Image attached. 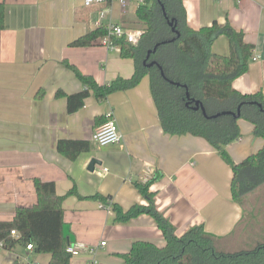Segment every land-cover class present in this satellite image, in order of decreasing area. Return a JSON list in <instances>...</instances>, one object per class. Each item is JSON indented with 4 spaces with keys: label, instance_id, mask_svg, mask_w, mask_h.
<instances>
[{
    "label": "crops",
    "instance_id": "obj_1",
    "mask_svg": "<svg viewBox=\"0 0 264 264\" xmlns=\"http://www.w3.org/2000/svg\"><path fill=\"white\" fill-rule=\"evenodd\" d=\"M1 2L5 4V29L0 31V221H10L18 207L37 203L35 179L54 182L57 194L66 196L64 221L80 249L71 264H91L93 259L96 264H125L121 255L128 254L136 241L159 248L166 245L151 216L121 223L115 221L113 211L114 203L125 211L135 204L147 206L137 184L154 181L150 192L155 205L175 226L178 237L193 226L204 225L207 232L231 240L232 248L227 251L248 243L238 233L244 211L232 198L231 168L204 139L163 131L148 77L104 102L91 93L74 114L68 113L67 98L57 97L58 90L70 95L84 89L65 61L99 84L133 76L134 62L120 53H98L101 45H69L99 28L98 21L128 29H133L129 26L133 21L136 28L138 4L133 1L123 9L116 1L91 7L84 0ZM184 5L193 29L217 22L244 32L245 41L255 46L258 60H251L249 71L233 87L245 94L264 95V0H189ZM103 10L106 15L100 19ZM212 50L228 55V39L221 36ZM109 114L117 122L122 140L118 145L98 147L92 135ZM239 124L243 137L227 147L236 163L264 146L262 139L253 136L252 124L244 120ZM60 140H87L91 150L71 161L58 152ZM93 159L98 163L90 171ZM71 191L76 194L67 196ZM95 195L111 199L102 203ZM102 242L106 245L101 246ZM50 261V254H37L24 246L0 248V264Z\"/></svg>",
    "mask_w": 264,
    "mask_h": 264
},
{
    "label": "trees",
    "instance_id": "obj_2",
    "mask_svg": "<svg viewBox=\"0 0 264 264\" xmlns=\"http://www.w3.org/2000/svg\"><path fill=\"white\" fill-rule=\"evenodd\" d=\"M134 23L142 31L137 44L124 39L113 40L121 47V57L134 62L131 78L118 77L99 84L92 75L65 61L63 64L75 73L84 89L70 95L58 90L57 97H66L68 113L74 114L85 106L91 93L99 102H104L114 93L135 88L148 77L163 131L172 136L204 139L231 168L232 198L244 211L238 233L245 234L250 228L249 221L255 217L252 215L246 221L244 198L264 188V146L240 163L232 160L227 147L243 137L240 120L252 124L253 136L264 141L263 93L245 94L233 87V82L249 71L255 46L245 41L243 31H237L229 23L215 22L210 27L193 29L187 22L183 0H144L137 7ZM4 29L5 4L1 2L0 31ZM107 35L108 30L100 27L72 41L69 46L100 45L99 39ZM221 36L229 41L228 55L212 50ZM238 113L239 118L236 117ZM218 114L221 115L214 117ZM57 150L65 158L75 161L80 154L91 150V143L60 140ZM153 182L137 184L147 206L135 204L125 211L119 204H113L115 221L126 223L138 216L149 215L162 232L166 245L159 248L147 241H136L128 254L121 255L125 264H264V233L256 240L246 238L248 243L234 251H227L223 246L227 240L207 232L204 225L193 226L178 237L175 226L155 205L154 193L150 192ZM34 187L37 203L18 207L10 221H0V243L9 250L17 245L32 244L35 253L51 255L49 264H71L72 256L67 253V248L74 244L63 235L66 196L57 194L54 182L35 179ZM74 193L71 191L67 196ZM93 198L105 203L110 197L95 195ZM12 231L18 232L19 237H13Z\"/></svg>",
    "mask_w": 264,
    "mask_h": 264
},
{
    "label": "built area",
    "instance_id": "obj_3",
    "mask_svg": "<svg viewBox=\"0 0 264 264\" xmlns=\"http://www.w3.org/2000/svg\"><path fill=\"white\" fill-rule=\"evenodd\" d=\"M114 1L118 2L120 6L125 9L131 2H136V4L140 5L144 3V0H84V4L87 7H91L95 4H105L110 6V3H113ZM184 3L188 2L189 0H183ZM236 2H240L241 0H234ZM106 15V11L103 10L100 12L99 17L100 19H104ZM99 28L105 27L108 30V35L105 38L99 39V44L101 46H104L107 48V50L112 52H121V47L118 45H115L113 43L114 39H124L128 43L131 44H137L142 36V31L137 28L128 29L125 28L122 25H119L117 23H109L107 25L103 24L101 21L97 22ZM253 61H257L258 57L253 56ZM109 119L102 124L100 127H98L95 132L92 135V141L98 146V147H106L109 145H118L121 143L122 135L119 130L117 122L112 118L111 114L108 115ZM109 170L104 169V172L107 173ZM13 237H19L18 232L12 231ZM106 242H102L101 246H105ZM3 244L0 243V248H3ZM27 250L34 251V246L32 244H29L26 246ZM67 253H69L72 257L78 256L80 254V249L76 247L75 245H71L67 248ZM91 264H96V262L93 261Z\"/></svg>",
    "mask_w": 264,
    "mask_h": 264
},
{
    "label": "rangeland",
    "instance_id": "obj_4",
    "mask_svg": "<svg viewBox=\"0 0 264 264\" xmlns=\"http://www.w3.org/2000/svg\"><path fill=\"white\" fill-rule=\"evenodd\" d=\"M132 22L133 21L130 22L131 24L129 26L134 28L135 26L134 24H132ZM97 49H99L98 53H115L110 51L108 52L107 49L104 48V46H98ZM220 159L223 161V164L230 169L229 165L221 157ZM244 208L246 212L245 219H250L252 215H254L255 219L249 221V230L245 234L240 235V238H242L243 240H246V238H255L253 240L259 239L264 233V188L259 189L253 194H250L246 198H244ZM247 219L246 221L248 222ZM228 241L231 243V240ZM228 241L224 242L223 246L225 249L232 248V246L228 244Z\"/></svg>",
    "mask_w": 264,
    "mask_h": 264
},
{
    "label": "water",
    "instance_id": "obj_5",
    "mask_svg": "<svg viewBox=\"0 0 264 264\" xmlns=\"http://www.w3.org/2000/svg\"><path fill=\"white\" fill-rule=\"evenodd\" d=\"M170 25L171 26H173V22H170ZM158 46L159 45H157L156 47H155V49L154 50H156L157 48H158ZM151 52H149V54H150ZM153 65V63L152 64H150V66H152ZM198 105V104H197ZM198 108V107H197ZM222 114H226V113H222ZM221 114H218V115H216V116H214V117H218V116H220ZM236 117L237 118H239L240 117V114L238 113L237 115H236ZM98 163V161L96 160V159H93L91 162H90V164H89V170L90 171H94V169H95V165ZM63 235H64V237L66 238V239H68L69 240V242L70 243H72V244H74L75 242H76V237H75V235L71 232V228H70V225L69 224H65L64 226H63Z\"/></svg>",
    "mask_w": 264,
    "mask_h": 264
}]
</instances>
